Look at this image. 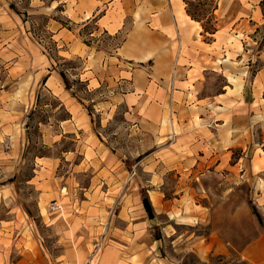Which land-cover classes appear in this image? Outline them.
<instances>
[{"label": "rangeland", "instance_id": "obj_1", "mask_svg": "<svg viewBox=\"0 0 264 264\" xmlns=\"http://www.w3.org/2000/svg\"><path fill=\"white\" fill-rule=\"evenodd\" d=\"M43 1L48 5L49 0ZM189 1L193 9L202 7L204 21L210 24L213 0ZM9 2V14L0 15L5 17L0 23V39L9 41V45H0V130L5 135L0 147V225L15 237L25 231L29 237L26 248L36 254L41 249L56 261L65 239L55 233L54 219L61 217L71 229L75 217L86 214L89 228L83 237L90 249L86 264L93 263L98 248L111 240L121 243L122 264H247L242 250L264 228L256 203L257 187L264 188V172H254L250 164L262 147L257 126L261 116L236 113L228 157L224 149L215 157L185 158L168 150L167 140L159 142L156 135L130 123L126 105L101 109L92 101L85 102L95 130L118 151L122 170L118 185L108 192L109 183L101 184L91 196L84 189L91 174L68 177L69 163L61 159L49 176L51 184L40 193L36 175L37 170L51 165L47 156H63L74 147L60 124L68 112L45 85L46 74L64 70L73 89L85 90L86 84L71 75L80 70L81 58L61 52L65 45L53 36L49 14L37 12L33 0ZM53 15L66 21L59 11ZM94 28L89 23L77 30L88 39L85 33ZM99 38L103 48L112 50L123 33L102 32ZM246 39L250 53L264 48V24L250 31ZM253 64L254 71L258 62ZM39 74L43 76L34 80ZM220 80V76L215 78ZM52 135H58V142L51 141ZM144 193L152 204L150 211L143 202ZM84 196L94 201L84 200L80 205ZM56 202L60 207L53 209ZM18 212L19 222L15 219ZM74 258L81 262L80 254Z\"/></svg>", "mask_w": 264, "mask_h": 264}, {"label": "crops", "instance_id": "obj_2", "mask_svg": "<svg viewBox=\"0 0 264 264\" xmlns=\"http://www.w3.org/2000/svg\"><path fill=\"white\" fill-rule=\"evenodd\" d=\"M218 1L213 18L216 30L205 35L202 22L187 12L185 0H49L48 5L33 0L39 7L37 12L49 14L53 36L65 45L61 52L81 58L80 70L71 75L86 84L85 90L73 89L74 84L67 87L62 70L46 74L45 85L68 112L60 124L74 147L63 156H47L51 165L37 170L36 175L40 193L51 184L49 176L61 159L69 163L68 177L91 174L89 184L84 185L91 196L101 184L109 183L108 189L105 187L108 192L117 187L122 171L119 154L95 130L85 104L90 101L101 109L126 105L130 123L156 135L159 142L167 140L168 150L185 158L215 157L224 149L228 157L234 143L236 113L259 115L258 142L262 147L253 154L250 164L254 172H264V48L250 53L246 39L250 31L264 24V0ZM10 8L9 0H0V15L9 14ZM57 11L65 22L53 15ZM0 18V23L4 22L5 17ZM89 23L95 28L85 33V39L77 27ZM102 32L123 33V38L109 50L100 45ZM0 45H9V41L1 38ZM255 62L258 65L253 71ZM42 76L36 75L34 80ZM218 76L219 83L215 81ZM85 93L90 98L84 97ZM4 137L1 128L0 147ZM58 140V135H52L53 143ZM84 200L94 201L84 196L80 205ZM256 203L264 221V188L260 184ZM88 217L78 214L71 229L65 227L61 217L54 219L55 233L65 239L57 261L41 249L36 254L26 248L29 237L25 231L15 237L1 224L0 264H86L90 249L83 232L89 228ZM15 219L20 221L19 212ZM118 244L114 240L102 244L90 264H122L119 255L123 249ZM76 253L81 255L80 263L74 261ZM242 254L247 264H264V228L245 245Z\"/></svg>", "mask_w": 264, "mask_h": 264}, {"label": "trees", "instance_id": "obj_3", "mask_svg": "<svg viewBox=\"0 0 264 264\" xmlns=\"http://www.w3.org/2000/svg\"><path fill=\"white\" fill-rule=\"evenodd\" d=\"M185 2H186V9H187V12H188L193 18H195V19H197V20H199V21L202 22L203 33L206 35V34H208V33H213V32H215V30H216V26H215V23H214V21H213V18H214L215 10H216V8L218 7V2H219V1H218V0H213L212 8H211V10L209 11V13L213 16V18H212L211 21H210V24H207V23L204 21V17L202 16V10H203L202 7L199 8V9H197V8L193 9V8H191V3H190L189 0H185ZM207 38H209L208 35H207ZM61 74H62V76H63L64 79H65V82H66L67 87L70 88L71 85H70L69 82H68V77H67V75H66V72H65L64 70H62V71H61ZM143 202H144L145 207L147 208V210L150 211V210L152 209V204H151V202H150V199H149L148 195L145 194V193H144V196H143ZM255 212L257 213L259 219H261V215H260V213H259L258 211H256V209H255Z\"/></svg>", "mask_w": 264, "mask_h": 264}, {"label": "built area", "instance_id": "obj_4", "mask_svg": "<svg viewBox=\"0 0 264 264\" xmlns=\"http://www.w3.org/2000/svg\"><path fill=\"white\" fill-rule=\"evenodd\" d=\"M59 207H60V204H58V202L52 205L53 209H58Z\"/></svg>", "mask_w": 264, "mask_h": 264}]
</instances>
